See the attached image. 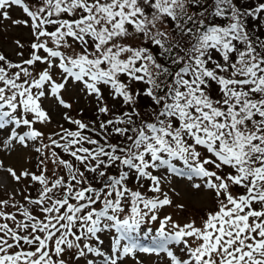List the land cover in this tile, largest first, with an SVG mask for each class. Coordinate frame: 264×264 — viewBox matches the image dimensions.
<instances>
[{
  "label": "snow or ice",
  "instance_id": "1",
  "mask_svg": "<svg viewBox=\"0 0 264 264\" xmlns=\"http://www.w3.org/2000/svg\"><path fill=\"white\" fill-rule=\"evenodd\" d=\"M13 6L34 39L0 54V132L31 142L38 174L0 161L36 192L0 200V264H264V0H0V18ZM69 86L97 115L45 136ZM169 176L212 192L199 224L161 218Z\"/></svg>",
  "mask_w": 264,
  "mask_h": 264
},
{
  "label": "rangeland",
  "instance_id": "2",
  "mask_svg": "<svg viewBox=\"0 0 264 264\" xmlns=\"http://www.w3.org/2000/svg\"><path fill=\"white\" fill-rule=\"evenodd\" d=\"M10 19L0 18V49L9 55V60L13 62H19L21 59L27 58L30 51L31 41L33 37L31 34L30 27L20 23L13 24V20H27L28 18L24 15L21 9L13 6L9 9ZM31 39V40H30ZM17 41L20 45L18 46ZM29 43V44H28ZM24 53V56L18 55V53ZM58 79V77H57ZM63 97L66 101L72 104L71 109H64L57 105L54 99H46L44 101V107L49 112L51 116V122L45 125L37 124L36 127L48 134L58 131L59 125L63 124L65 127L74 128V125L68 124L63 119V114L67 112L69 115L74 116L76 113L81 114V110H84L89 115L96 117L97 113L95 111L96 104L93 98L86 97L83 93L79 92L75 87L69 86L68 90L63 93ZM110 106L113 102L109 99ZM74 110L76 112H74ZM70 125V126H66ZM7 138L6 133L0 132V161L3 162V168H13L17 174L24 170L31 172H37V157L38 154L32 147L31 142L29 147L25 148L19 144H13L11 149H5L2 141ZM47 142V141H45ZM43 159V157H40ZM48 175H51L53 166L48 162ZM196 182H199L198 180ZM30 181L22 180L20 183H16L12 177L7 173V171L0 169V200L9 199L14 197L15 201L20 203H26L21 195L27 189L28 193L32 196L36 195L33 188H28ZM189 181L182 178L176 177H166L162 181L163 190L167 192L170 198L173 200L172 206H166L161 210V218L164 215H171L174 220L184 223L188 220L195 219L197 224L200 222V217L204 215L207 210L214 207L213 204V194L210 190L201 189L196 191L189 187ZM134 181L130 182V187H134ZM143 191V190H142ZM176 205H183L184 207L178 208ZM29 206V205H26ZM30 207V206H29ZM7 211H15L12 208L7 209ZM157 224L142 226L139 233L135 234L136 238L141 241V246L147 247L149 244L153 243L154 231L147 232V228L151 227L153 230L157 227ZM139 259L143 264H166L165 259L157 257L155 254H145L138 253ZM124 264H134L131 258H126Z\"/></svg>",
  "mask_w": 264,
  "mask_h": 264
},
{
  "label": "trees",
  "instance_id": "3",
  "mask_svg": "<svg viewBox=\"0 0 264 264\" xmlns=\"http://www.w3.org/2000/svg\"><path fill=\"white\" fill-rule=\"evenodd\" d=\"M26 2H27V0H26ZM260 2V0H240V5L241 6H244V7H247V6H255L256 4H258ZM195 10V8L194 7H190L189 8V12L191 13L192 11H194ZM256 31H258V29H256ZM31 40V39H30ZM33 41H31V43H32ZM29 44V43H28ZM0 54H3V55H5L7 58H9V55L6 53V52H4V51H2L1 49H0ZM74 112H76L75 110H74ZM81 113H82V115L79 113V114H75L74 116H72L74 119H81V120H83L84 122H86V123H90L94 118H95V116L93 117L92 116V114H88L87 112H85L84 110H81ZM66 126H70V125H66ZM149 195H152L151 193H149Z\"/></svg>",
  "mask_w": 264,
  "mask_h": 264
}]
</instances>
